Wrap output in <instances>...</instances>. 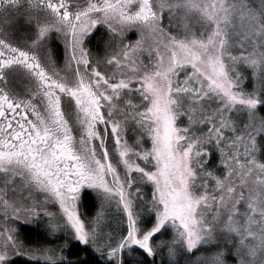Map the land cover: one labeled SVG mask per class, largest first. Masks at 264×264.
Listing matches in <instances>:
<instances>
[{
	"label": "snow or ice",
	"instance_id": "snow-or-ice-1",
	"mask_svg": "<svg viewBox=\"0 0 264 264\" xmlns=\"http://www.w3.org/2000/svg\"><path fill=\"white\" fill-rule=\"evenodd\" d=\"M0 264H264V0H0Z\"/></svg>",
	"mask_w": 264,
	"mask_h": 264
}]
</instances>
